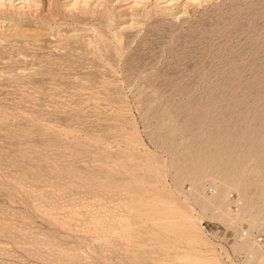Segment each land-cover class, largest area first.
Here are the masks:
<instances>
[{"label": "rangeland", "instance_id": "374dc122", "mask_svg": "<svg viewBox=\"0 0 264 264\" xmlns=\"http://www.w3.org/2000/svg\"><path fill=\"white\" fill-rule=\"evenodd\" d=\"M83 1L0 0V264H264V0Z\"/></svg>", "mask_w": 264, "mask_h": 264}, {"label": "bare ground", "instance_id": "6f19581e", "mask_svg": "<svg viewBox=\"0 0 264 264\" xmlns=\"http://www.w3.org/2000/svg\"><path fill=\"white\" fill-rule=\"evenodd\" d=\"M83 1V0H82ZM84 2V1H83ZM87 5V4H86Z\"/></svg>", "mask_w": 264, "mask_h": 264}]
</instances>
